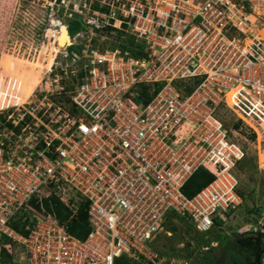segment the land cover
Returning <instances> with one entry per match:
<instances>
[{"label":"built area","instance_id":"obj_1","mask_svg":"<svg viewBox=\"0 0 264 264\" xmlns=\"http://www.w3.org/2000/svg\"><path fill=\"white\" fill-rule=\"evenodd\" d=\"M120 10L95 26L118 41L73 48L82 70L69 102L45 90L5 116L0 264H191L151 246L167 217L206 231L242 203L245 150L218 111L264 124V0H126ZM202 167L214 178L188 197L183 185ZM51 194L75 211L87 202L84 238L30 213L33 197ZM25 213L26 234L11 225Z\"/></svg>","mask_w":264,"mask_h":264},{"label":"rangeland","instance_id":"obj_2","mask_svg":"<svg viewBox=\"0 0 264 264\" xmlns=\"http://www.w3.org/2000/svg\"><path fill=\"white\" fill-rule=\"evenodd\" d=\"M125 2L0 0V141L4 140L2 124L5 116L12 113L10 106L14 103L39 98L45 90L56 94L61 92L69 102L67 93L75 87V80L82 70L73 48L78 47L79 40L87 38L99 48L118 41L120 31L112 34L104 27L95 26L106 24V8L107 14L114 19L121 18L120 9ZM114 19L110 22H115ZM65 25L68 27V43L60 46L58 42H63L61 36L65 31L62 27L66 29ZM69 35L72 46L69 45ZM233 94H229L230 102ZM136 103L141 108L145 98H139ZM218 114L229 130L230 139L245 150L244 158L235 168L242 203L225 213L222 223L214 224L206 231L196 229L185 217L168 216L163 230L151 242L160 253L163 252L161 254L183 256L191 264H206L202 256L212 246H217L214 254L219 255L222 250L218 245L225 236L247 239V245H250V238L257 236L256 230L264 223V124L255 123V128L251 129L238 121L240 119L229 108L220 109ZM236 122L237 129L233 126ZM258 157L263 165L259 164ZM171 226L175 228L172 233L168 231ZM256 242L258 239L255 238ZM212 264L221 263L217 260ZM258 264H264V252Z\"/></svg>","mask_w":264,"mask_h":264},{"label":"trees","instance_id":"obj_3","mask_svg":"<svg viewBox=\"0 0 264 264\" xmlns=\"http://www.w3.org/2000/svg\"><path fill=\"white\" fill-rule=\"evenodd\" d=\"M107 11V8L105 9ZM78 23V22H76ZM9 127H13L11 123H7ZM234 128H238V122L234 123ZM20 125L13 127L15 130H19ZM214 178V174L210 172L209 169L199 168L192 176L185 182L183 185L182 191L188 197L193 196L199 189L204 187L208 182ZM238 194L242 197L241 192L237 188ZM30 206V213H39V214H52L59 222L67 223L68 230L71 234L84 238L88 231L89 226L87 223V214L86 207L87 202L84 201L79 204L78 209L75 211L70 206L66 205L61 199L55 195L51 194L47 198H37L33 197L28 204ZM175 215L181 218L175 213H171L170 216ZM26 217V213L19 215L11 225L16 230L26 234L25 225L29 222ZM222 219L216 217L214 219V224L222 223ZM173 231L175 228L172 226L169 227ZM257 236L250 238V245H247V239L240 240L239 238H230L225 236L223 240H220L219 247L222 250L220 254H214V250L217 249V246H212L207 248L203 254V260L206 264H212L218 260L221 264H258L261 261L263 252H264V223H262L261 228L256 230ZM172 233V232H171ZM255 238L258 239V242L255 243ZM152 245V244H151ZM155 250L157 247L152 245ZM224 246V248L222 247ZM158 251V250H157ZM160 252V251H159ZM163 253V252H161ZM224 254V256H222ZM3 257L6 259L9 257V254L3 251ZM227 260V262H226Z\"/></svg>","mask_w":264,"mask_h":264},{"label":"bare ground","instance_id":"obj_4","mask_svg":"<svg viewBox=\"0 0 264 264\" xmlns=\"http://www.w3.org/2000/svg\"><path fill=\"white\" fill-rule=\"evenodd\" d=\"M62 30H64L65 31V33H63V35L61 36V39L63 40V42H61V41H59L58 42V44L60 45V46H63L64 44H67L68 43V35H67V32H66V30L67 29H65L64 27H62Z\"/></svg>","mask_w":264,"mask_h":264},{"label":"crops","instance_id":"obj_5","mask_svg":"<svg viewBox=\"0 0 264 264\" xmlns=\"http://www.w3.org/2000/svg\"><path fill=\"white\" fill-rule=\"evenodd\" d=\"M258 160H259V161H258V162H259V164L263 165V164H262V162L260 161L259 157H258Z\"/></svg>","mask_w":264,"mask_h":264}]
</instances>
